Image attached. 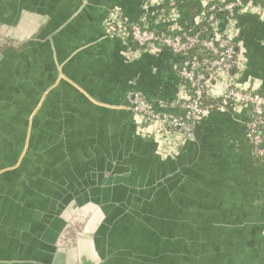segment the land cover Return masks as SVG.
Returning <instances> with one entry per match:
<instances>
[{"label":"crops","instance_id":"crops-1","mask_svg":"<svg viewBox=\"0 0 264 264\" xmlns=\"http://www.w3.org/2000/svg\"><path fill=\"white\" fill-rule=\"evenodd\" d=\"M110 7L128 26L187 32L200 30L204 11L193 0L171 13L144 0H0L1 17L26 14L36 23L24 58L29 81L24 95H12L18 106L13 116L6 104L12 90L0 83V264H35L22 257L43 242L47 208L59 201L48 189L63 170L72 168L71 148L65 147L71 138L47 139L41 132L46 95L61 89L64 100L74 91L81 105L125 113L126 94L136 90L158 112L183 115L180 105L190 90L178 76L180 58L163 49H138L120 37L107 38L104 19ZM211 29L212 35L232 40L242 69L234 78L214 73L207 96H218L233 80L254 84L264 94V15L251 8L233 19L217 15ZM18 52L0 65V80ZM250 117L247 110L212 112L196 129L195 141L181 149L180 157H186L182 165L190 170L178 198L186 215L184 231L192 227L209 264H264V158L254 156L245 136ZM34 189L43 194L30 200Z\"/></svg>","mask_w":264,"mask_h":264},{"label":"water","instance_id":"water-1","mask_svg":"<svg viewBox=\"0 0 264 264\" xmlns=\"http://www.w3.org/2000/svg\"><path fill=\"white\" fill-rule=\"evenodd\" d=\"M112 8L107 10L105 21L115 11ZM35 24L26 14L0 16V65L20 50L18 45L34 36ZM60 84L63 85L61 81ZM52 92L45 98L48 105L41 132L47 139L53 135L71 138L65 147L71 148L72 168L52 180L56 184H51L48 193L59 201L47 208L43 242L31 246L34 251L22 257L24 261L209 264L206 254L198 248L199 237L192 227L184 231L186 215L182 201H178L184 182L190 178V170L181 162L186 159L180 157L181 149L195 141L196 129L207 115L195 124L176 156L163 157L159 139L138 131L140 122L127 101V113L114 108L106 111L81 105L74 91L65 94L64 100L61 89ZM34 192L30 200L37 193L43 194ZM72 216L81 220L85 217L82 229L73 241L76 245L70 242L61 247L58 234L70 227Z\"/></svg>","mask_w":264,"mask_h":264},{"label":"built area","instance_id":"built-area-1","mask_svg":"<svg viewBox=\"0 0 264 264\" xmlns=\"http://www.w3.org/2000/svg\"><path fill=\"white\" fill-rule=\"evenodd\" d=\"M187 0H144L149 6L164 7L169 13ZM203 6L199 20L209 27V36L202 32H187L183 29H149L141 25L128 26L120 22L117 10L104 23L108 38L120 37L138 49H163L180 58L178 76L190 90V95L181 103L183 115L164 114L156 110L140 91L128 92L126 101L140 124L138 131L144 136L159 139V151L163 157L173 156L167 148L177 149L184 144L195 124L202 117L216 111L238 113L247 110L251 117L247 121L245 136L257 158H264V95L258 93L254 84L231 81L221 93L205 103L209 78L216 72L233 75L242 69L238 48L226 35H212L211 26L217 15L233 19L247 8L264 15V0H193ZM170 15V14H169ZM167 15V17L169 16ZM233 71V73L231 72ZM209 97V96H207ZM230 109V110H229ZM166 135V137H162Z\"/></svg>","mask_w":264,"mask_h":264},{"label":"flooded vegetation","instance_id":"flooded-vegetation-1","mask_svg":"<svg viewBox=\"0 0 264 264\" xmlns=\"http://www.w3.org/2000/svg\"><path fill=\"white\" fill-rule=\"evenodd\" d=\"M31 41V39H29ZM29 40H25L22 44L18 45V47H20L21 50H19L17 56L18 59H14L15 62L12 65V69L9 71L8 74H4V78L1 77L0 83H2V85H10V89L12 91H10L11 95L9 94L10 100L6 103L9 105V111L8 113L10 115H14V109H18V106L16 105V103L14 102L12 95L14 94V92H19L22 95H24L26 93V82L29 81L27 77H29V73H26V60H24V58L26 59V43L30 42ZM16 46V45H15ZM3 90L0 89V93ZM24 114V110L22 112V115ZM8 115V114H7ZM4 138L3 135L0 136V141ZM83 219H85V217H83ZM78 217L72 216L71 217V225L70 227H68L66 229L65 226V231L64 232H59V236L61 237V247L62 245L65 244H72V245H76L75 239L77 234L79 233V231L82 229L83 226V221ZM68 225V223L66 224ZM57 249H59L57 247Z\"/></svg>","mask_w":264,"mask_h":264},{"label":"trees","instance_id":"trees-1","mask_svg":"<svg viewBox=\"0 0 264 264\" xmlns=\"http://www.w3.org/2000/svg\"><path fill=\"white\" fill-rule=\"evenodd\" d=\"M254 1V3H256V2H259V1H263V0H253ZM193 32H202V34H203V36H209V34H210V29H209V27H207V26H205V24H201V27H200V30H198V31H193ZM134 46V45H133ZM134 47H136V46H134ZM232 73H233V71H231ZM258 93H260V94H262V95H264L263 93H261V91H259L258 90ZM204 102L205 103H211L212 102V99L211 98H209V97H205L204 98ZM230 110V109H229Z\"/></svg>","mask_w":264,"mask_h":264}]
</instances>
